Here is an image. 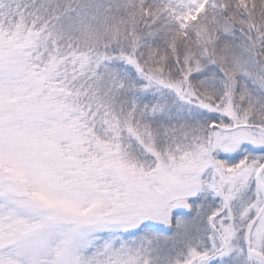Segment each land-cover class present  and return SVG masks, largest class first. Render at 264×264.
<instances>
[{
	"label": "snow or ice",
	"instance_id": "1",
	"mask_svg": "<svg viewBox=\"0 0 264 264\" xmlns=\"http://www.w3.org/2000/svg\"><path fill=\"white\" fill-rule=\"evenodd\" d=\"M0 264H264V0H0Z\"/></svg>",
	"mask_w": 264,
	"mask_h": 264
}]
</instances>
